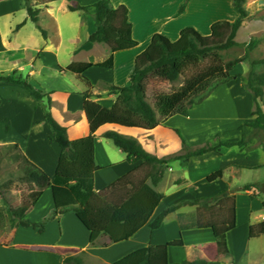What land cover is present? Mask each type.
Masks as SVG:
<instances>
[{"label": "crops", "instance_id": "crops-1", "mask_svg": "<svg viewBox=\"0 0 264 264\" xmlns=\"http://www.w3.org/2000/svg\"><path fill=\"white\" fill-rule=\"evenodd\" d=\"M99 1L43 0L36 5V24L29 18L26 0H0V75L17 73L27 77L49 95L52 115L67 129L72 141L90 134L85 93H91L93 102L112 108L118 96L109 86L130 85L136 58L156 34L177 41L183 29L193 27L210 35L215 23L239 18L233 0L225 5L222 0H190L182 15L178 12L185 0H112L116 11L108 22L109 42L94 43L89 38L97 30L93 15ZM74 3L86 7L88 13L70 11L68 6ZM246 8L248 18L236 36V41L243 44H248L253 35L264 34V0H246ZM128 39L137 41L138 46L112 52L113 43ZM111 57V67L100 66ZM89 63L95 66L82 76L91 82V89L78 74L65 71L71 65ZM250 70L249 62L238 64L231 72L234 79L194 106L188 117L177 115L153 130L107 124L97 131L95 139L96 164L101 167L94 176L96 192L142 164L128 162L127 155L104 137L107 132L136 138L158 158L180 154L182 138L178 131L194 148L248 140L243 147H223L220 152L195 156L187 162L173 160L155 187L165 199L149 222L182 201L215 197L228 189L236 196L237 210V226L228 233L231 256L219 253L212 229L181 228L194 222L197 207L187 205L169 213L158 229L148 224L130 240L116 244L102 236L92 245L89 230L74 211L48 223L42 234L33 227L19 226L10 232L0 227V264H64L65 257L79 255L84 256L85 264H126L129 254L137 252L143 259L147 249L157 245L168 247L170 264L197 260L208 264H259L264 234L252 238L251 227L264 222V194L257 188L264 181V143L251 138L253 129L247 125L256 119L252 114L253 95L246 87ZM52 137L36 99L23 86L0 81V146L19 144L33 163L54 178L61 148ZM219 170H224L223 178L208 182V176ZM246 172L259 175L250 179L244 176ZM247 185L256 187L243 191ZM54 208L53 192L48 188L26 218L41 222Z\"/></svg>", "mask_w": 264, "mask_h": 264}, {"label": "trees", "instance_id": "trees-1", "mask_svg": "<svg viewBox=\"0 0 264 264\" xmlns=\"http://www.w3.org/2000/svg\"><path fill=\"white\" fill-rule=\"evenodd\" d=\"M43 0H26L29 18L38 24L39 9ZM62 1V0H47ZM190 0H185L178 15H182ZM233 7L239 18L235 22L219 21L211 28L210 35H203L193 27L182 30L180 38L172 41L163 34H156L150 46L136 58L135 68L131 74V83L127 87L109 86L116 94L115 105L108 109L91 100V93H85V110L90 124V134L85 138L72 141L65 127L57 122L51 112L52 99L42 90L31 84L28 78L17 73L0 75V81L23 86L41 107L52 140L61 148V156L54 178L33 163L22 151L19 144L0 146V163L6 161L16 165L14 175L5 181L0 180V196H4L18 184L26 185L28 194L23 202L15 207L3 202L0 207V227L5 231H14L19 226L33 227L40 234L46 225L61 214L74 211L79 220L90 232V242L95 245L100 237H108L112 243L130 240L141 231L154 216L165 196L155 187L163 179L173 160L189 161L192 157L209 152H220L223 147H243L248 140L238 142L207 143L194 148L182 138L180 154L167 158L152 155L133 137H126L117 132H107L104 137L127 155L130 163L142 164L129 174L121 177L104 190L94 189L95 173L101 170L95 159V139L97 131L107 124L127 128L153 130L168 119L177 115L188 117L190 110L202 104L219 86L234 79L231 74L240 63L249 62L251 70L246 78V87L253 95L255 107L252 112L255 121L247 124L254 132H264V58L250 61V53L259 44L256 38L246 45L243 57L226 61L222 51L240 46L236 36L243 22L248 18L246 0H233ZM70 11L88 13V9L77 3L68 6ZM112 0H101L96 5L93 15L97 30L89 38L90 42L108 43V22L115 14ZM44 37L46 32L41 30ZM138 46L135 40H118L111 45L113 53L131 50ZM113 57L100 66L111 67ZM94 64H76L65 71L78 74L89 89L91 82L83 73ZM262 69V70H261ZM183 78V82L170 91H165L160 84L174 83ZM154 81L151 89L152 102L148 99L149 80ZM159 85V86H158ZM158 86V87H156ZM258 138V137H257ZM224 170L208 176V182L223 178ZM255 185H247L243 191L251 190ZM48 188L52 189L55 208L41 222H31L26 217ZM196 206L194 222L182 229H212L221 255L231 256L228 245V233L237 226L236 196L228 189L215 197L185 200L161 213L150 223L152 229H158L164 218L183 206ZM264 234V222L251 227V237ZM126 264H170L166 245L150 246L143 259L137 252L125 258ZM64 264H85L84 256H67ZM184 264H208L204 260Z\"/></svg>", "mask_w": 264, "mask_h": 264}, {"label": "rangeland", "instance_id": "rangeland-1", "mask_svg": "<svg viewBox=\"0 0 264 264\" xmlns=\"http://www.w3.org/2000/svg\"><path fill=\"white\" fill-rule=\"evenodd\" d=\"M33 1L34 0H32V3H33ZM222 2L225 5V4L229 3V0H222ZM216 15H215V17H218ZM253 38L258 39L259 44L253 51H251L249 60L250 61L261 60L264 58V34L253 35L252 39ZM246 45H247V43H244V44L240 43V46L230 48L228 50H224L221 53L224 56V59L226 61L234 60L236 58H240V57H243L245 55ZM1 64H4V63L1 62ZM182 82H183V78H181L179 81L174 82V83H166V84H162V85L160 84V87L165 91H170L173 88L179 86ZM154 85H155L154 81L152 79L149 80L148 85H147L149 93H148L147 97H148L150 102H152V99H153L151 89L154 87ZM158 86H156V87H158ZM243 111L241 112V116L245 115V113ZM254 135H256L258 137V139L262 143H264V132H257V133L254 132L253 136ZM16 170H17L16 165H9L6 161L1 162L0 163V180L1 181L7 180L11 174L14 175L16 173ZM257 174H258L257 172H246L244 174V176L247 178H250V179H253V178L256 179ZM258 186L259 187H257V188H259V191L264 194V181L262 183H260ZM168 193H171V190H168ZM199 193L201 195H203L202 189H200ZM27 194H28L27 186L23 185V184H18V181L15 180V183H14V186L12 187V189L8 193H6L4 196H0V207L3 204V202L17 207L23 202V200L27 196ZM257 259H258L257 262L259 264H264V249H263V253H261V255Z\"/></svg>", "mask_w": 264, "mask_h": 264}]
</instances>
